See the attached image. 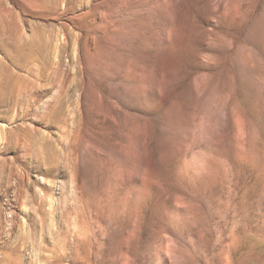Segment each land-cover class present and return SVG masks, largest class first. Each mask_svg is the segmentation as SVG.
Here are the masks:
<instances>
[{"label": "rangeland", "instance_id": "374dc122", "mask_svg": "<svg viewBox=\"0 0 264 264\" xmlns=\"http://www.w3.org/2000/svg\"><path fill=\"white\" fill-rule=\"evenodd\" d=\"M0 264H264V0H0Z\"/></svg>", "mask_w": 264, "mask_h": 264}, {"label": "bare ground", "instance_id": "6f19581e", "mask_svg": "<svg viewBox=\"0 0 264 264\" xmlns=\"http://www.w3.org/2000/svg\"><path fill=\"white\" fill-rule=\"evenodd\" d=\"M30 45V44H29Z\"/></svg>", "mask_w": 264, "mask_h": 264}]
</instances>
